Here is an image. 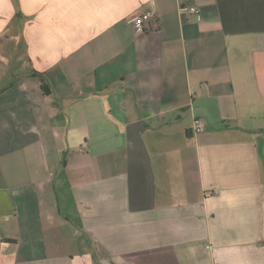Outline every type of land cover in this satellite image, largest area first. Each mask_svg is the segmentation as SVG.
<instances>
[{
  "label": "crops",
  "instance_id": "obj_1",
  "mask_svg": "<svg viewBox=\"0 0 264 264\" xmlns=\"http://www.w3.org/2000/svg\"><path fill=\"white\" fill-rule=\"evenodd\" d=\"M0 264H264V0H0Z\"/></svg>",
  "mask_w": 264,
  "mask_h": 264
},
{
  "label": "built area",
  "instance_id": "obj_2",
  "mask_svg": "<svg viewBox=\"0 0 264 264\" xmlns=\"http://www.w3.org/2000/svg\"><path fill=\"white\" fill-rule=\"evenodd\" d=\"M183 10H187L188 12L194 15H199L201 11L198 7H192V8L183 9ZM154 18H155V14L153 11H150V10L137 16L134 20L135 32L142 33L146 29L148 24L153 21ZM193 131L197 134L202 133L204 131V126L201 120H196L194 127H193Z\"/></svg>",
  "mask_w": 264,
  "mask_h": 264
},
{
  "label": "trees",
  "instance_id": "obj_3",
  "mask_svg": "<svg viewBox=\"0 0 264 264\" xmlns=\"http://www.w3.org/2000/svg\"><path fill=\"white\" fill-rule=\"evenodd\" d=\"M38 76L42 82V90H43L44 94L49 95L51 93V90H50V87H49L47 81L40 74H38Z\"/></svg>",
  "mask_w": 264,
  "mask_h": 264
}]
</instances>
